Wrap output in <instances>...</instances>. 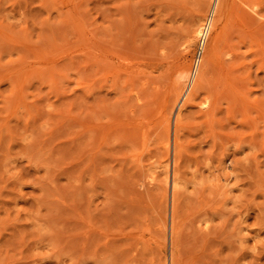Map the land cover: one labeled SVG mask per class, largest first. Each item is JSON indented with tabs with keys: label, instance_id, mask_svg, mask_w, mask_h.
Returning a JSON list of instances; mask_svg holds the SVG:
<instances>
[{
	"label": "rangeland",
	"instance_id": "1",
	"mask_svg": "<svg viewBox=\"0 0 264 264\" xmlns=\"http://www.w3.org/2000/svg\"><path fill=\"white\" fill-rule=\"evenodd\" d=\"M231 2L238 93L184 106L212 0H0V264H264V0Z\"/></svg>",
	"mask_w": 264,
	"mask_h": 264
},
{
	"label": "bare ground",
	"instance_id": "2",
	"mask_svg": "<svg viewBox=\"0 0 264 264\" xmlns=\"http://www.w3.org/2000/svg\"><path fill=\"white\" fill-rule=\"evenodd\" d=\"M233 1V0H232ZM244 4L246 3V2H244V1H242ZM248 3H249V1H247ZM232 3V2H231ZM248 3H247V5H248ZM238 5H239V3H237ZM237 4H234V2L230 5L229 4V0H212V4H211V9H210V15H211V17H210V22H209V27L207 28L208 29V34H207V37H206V39H205V41H204V44H203V54H202V56H201V58H200V60H199V62H198V65H197V67H196V69H195V71L194 72H191V74H190V78H189V80H188V84L187 85H189V87L187 86V89H186V91H185V93H184V95H183V97H182V99H181V104H182V102H183V100L185 99V102H184V106H187V105H191L192 103L191 102H193V100H194V98H195V96L197 95V94H199V93H201L200 92V90H202V84H206L205 82H206V80H207V78H206V76H207V74L209 75V73H211L212 71H215V67L216 66H218V72H220L219 73V76H220V78H221V81L219 80V82H222L223 81V83H225L226 84V87L228 86V88H229V86L231 85V84H235L236 82H234V81H231V80H234V78L232 79L231 77H230V75L233 73V71H234V69L232 68L233 66V63H232V65L230 66V65H228V64H226L227 62L228 63H231V62H229V61H231V59L234 57L235 58V54H231V53H233V52H236L233 48H231L232 50V52L229 50V48H228V50H229V52H231L230 54L231 55H234L229 61H227V62H225V64H226V66H225V64L224 63H220V59L222 58L221 56H220V58H219V55L221 54V53H219V51H220V48L224 45V44H226V46H231L230 44V33H232V31H234L233 33H236L235 32V28H238L237 27V25H235V26H233L235 23L237 24V22L236 21H243L244 20V14L246 15V13L245 12H243L240 8H237ZM246 4H245V7L247 6ZM249 6V5H248ZM247 6V7H248ZM240 7V6H239ZM246 7V8H247ZM243 8V7H242ZM250 9V8H249ZM212 12H213V14H214V17L212 18ZM203 15H201L200 16V18L202 17ZM247 16V15H246ZM249 16H250V14H249ZM248 17V16H247ZM251 17H253V16H251ZM245 20H247V18L245 19ZM244 20V22H246ZM247 21H249V20H247ZM224 22V27L221 29V28H219V25H221V23H223ZM249 22H251V21H249ZM248 22V23H249ZM204 25V24H203ZM249 26V25H248ZM199 28V24H197L196 25V28L193 30V32H192V34H191V36H190V38L188 39V44H190L191 46L193 45V43L195 42V40H196V38L198 37L197 36V33H198V28ZM231 27H233L234 29H232L231 31H230V29H231ZM240 27H242V26H240ZM239 27V28H240ZM238 28V29H239ZM248 28H250V27H248ZM202 29H203V26H202V28L200 29V33H201V31H202ZM238 29H236V30H238ZM243 30V29H242ZM242 30H239L238 31V33L237 34H239V32H241ZM246 31V30H245ZM247 32V31H246ZM245 32V33H246ZM255 32V31H254ZM259 32V31H258ZM209 33H211V34H213V36L210 38V40H209V42L207 43V47H206V50L204 51V47L206 46L205 45V43H206V41H207V39H208V36H209ZM232 33V34H233ZM242 33H243V31H242ZM241 33V35L243 36V38L245 39V36H247V35H245L244 33L242 34ZM256 33V32H255ZM199 34V33H198ZM256 34H259V33H256ZM251 35V34H250ZM249 34H248V36H250ZM260 35V34H259ZM199 36H200V34H199ZM233 37H235V35L234 36H232V39H233ZM238 37H240V36H238ZM237 38V37H236ZM241 38V37H240ZM248 38V37H247ZM246 38V40H249V38L247 39ZM255 38V37H254ZM258 38V41H260V39H259V36L257 37ZM232 39H231V41H232ZM241 40V39H240ZM240 40H237V41H239L240 42ZM255 40V39H254ZM257 40V39H256ZM255 40V41H256ZM247 42V41H246ZM249 42V41H248ZM254 42V41H253ZM230 43V44H229ZM260 43V42H259ZM235 44V43H234ZM241 44H242V42H241ZM246 45V44H245ZM233 46V45H232ZM240 46H242V45H240ZM239 46V47H240ZM247 46H248V44H247ZM261 46H262V44H261ZM235 47V46H234ZM250 47V46H249ZM251 47H253V46H251ZM256 47V46H255ZM234 50V51H233ZM250 50H251V48H250ZM101 51H102V49H101ZM100 51V52H101ZM247 51H249V50H247ZM258 51V50H257ZM92 52V51H91ZM244 52H246V51H244ZM249 53H251V52H249ZM249 53H247V54H249ZM236 54H238V53H236ZM243 54V53H242ZM246 54V53H245ZM101 55V54H100ZM91 56V55H90ZM239 56H241V55H239ZM246 56V55H245ZM248 56V55H247ZM250 56V55H249ZM257 56V55H256ZM203 58V59H202ZM238 58V55H237V57H236V59ZM243 58V57H242ZM241 58V59H242ZM255 58V57H254ZM253 58V59H254ZM90 59L92 60V58L90 57ZM94 59H96V57L94 56ZM244 59V58H243ZM261 59V58H260ZM262 59H264V58H262ZM100 60V59H99ZM239 60V59H238ZM247 60V59H246ZM250 60V59H249ZM94 61V60H93ZM102 61V60H101ZM100 61V62H101ZM221 61H222V59H221ZM252 61H254V60H252ZM100 62H97V60H96V64H98V63H100ZM224 62V61H223ZM233 62H234V60H233ZM248 62V61H247ZM247 62H245V63H247ZM262 62H264V61H262ZM94 63V62H93ZM103 63V62H102ZM256 63V62H255ZM95 64V65H96ZM157 65V64H156ZM235 65V64H234ZM242 65H243V63H242ZM160 66V64L158 63V69L160 68L159 67ZM236 66V65H235ZM181 67V66H180ZM251 67V66H250ZM258 67V66H257ZM150 68V67H149ZM236 68H238V67H236ZM176 69H178V68H176ZM185 68H183V70H179L181 73L180 74H178V76H176L177 78V80L174 82V88L172 87L173 85H171L170 87H172L174 90V96H173V98H174V100L173 101H176L177 99H178V97L180 96L179 94H181L180 93V91H182V89H181V87H182V85H183V83L185 82V80H187V76L189 75L188 73H187V70H184ZM214 69V70H213ZM249 69V68H248ZM242 70V69H241ZM159 71V70H158ZM157 71V72H158ZM154 72V71H153ZM209 72V73H208ZM151 73V72H150ZM155 73V72H154ZM243 75V74H242ZM242 75H240V76H242ZM149 76H150V74H149ZM218 76V77H219ZM243 77V76H242ZM206 78V79H205ZM219 78V79H220ZM231 78V79H230ZM244 78H245V76H244ZM230 79V80H229ZM204 80H205V82H204ZM212 80V79H211ZM217 80V79H216ZM235 80H236V78H235ZM246 81V80H245ZM233 82V83H232ZM148 83V82H147ZM247 83V82H246ZM209 84V83H208ZM207 84V85H208ZM224 84V85H225ZM236 85V84H235ZM190 86L192 87V88H190ZM232 86V85H231ZM205 87V86H204ZM225 87V88H226ZM233 88L231 89L230 88V91L232 90V93H233V95H237V89H238V85L237 86H232ZM171 88V89H172ZM190 88V89H189ZM227 88V89H228ZM225 90V89H224ZM229 90V89H228ZM227 91V90H226ZM188 92H189V94H188ZM210 92V91H209ZM229 92V91H228ZM244 92V91H243ZM171 93H173V92H171ZM212 94V93H211ZM219 93H217L214 97H215V99H218V98H220V94L218 95ZM232 95V94H231ZM232 95V96H233ZM186 97V98H185ZM209 97V96H208ZM233 98H234V96H233ZM247 98V97H246ZM214 99V100H215ZM231 101H232V99H231ZM248 101V100H247ZM212 102V101H211ZM233 102V101H232ZM249 102V101H248ZM247 102V103H248ZM255 102V101H254ZM261 102V101H260ZM191 103V104H190ZM236 103V102H235ZM246 103V102H245ZM262 103V102H261ZM214 104V103H213ZM239 104V103H238ZM235 105V104H234ZM181 107V106H180ZM179 107V108H180ZM262 107V106H261ZM167 108V107H166ZM262 108H264V107H262ZM178 110H180V109H178ZM262 110H264V109H262ZM261 110V111H262ZM245 112H246V110H245ZM179 117V116H178ZM230 117V116H229ZM167 119V118H166ZM166 119H164L165 121H169V118H168V120H166ZM177 120V119H176ZM159 121V120H158ZM180 121L181 120H179L178 119V121H177V128H178V131H179V127H180ZM174 122H176V121H174ZM163 123H165V122H163ZM167 123H169V122H167ZM166 123V124H167ZM161 126V125H160ZM167 127H168V125H167ZM166 127V129H168ZM163 128V127H162ZM160 129V128H159ZM162 133H163V131H162ZM166 135H167V133H166V131L164 132ZM171 137V136H170ZM177 141V140H176ZM168 142L169 141H167V144H168ZM168 148V147H167ZM179 145H178V143L177 142H175V144H174V158H173V161H174V167L172 168V174H171V177L169 178V175L170 174H168V168H167V165H165V182H163L164 183V185H166L167 184V182L168 181H171L170 183H171V185H172V187H171V189H172V197H173V202L175 203L176 201H175V198H176V190L178 189V185L181 183L180 182V180H179V178H180V176H179V173L177 172V170H176V168H177V159H178V157H179ZM167 164H168V162H167ZM157 168V167H156ZM229 177V176H228ZM154 179V178H153ZM170 179V180H169ZM221 179V178H220ZM227 180L228 178L225 176V178H224V180ZM167 186V185H166ZM166 186H164V187H166ZM181 186V185H180ZM164 190H165V188H164ZM166 192V191H165ZM179 193V192H178ZM177 204V203H176ZM175 204V205H176ZM175 205H173V207H172V212H171V216H170V218H171V220H170V241L173 243V241H174V238H175V236H176V234H177V229H178V226H177V224L175 223V216H176V213H177V205L175 206ZM171 259H172V261H171V264H175L176 262H174L175 261V259H176V255H175V253H171ZM177 264V263H176Z\"/></svg>",
	"mask_w": 264,
	"mask_h": 264
},
{
	"label": "built area",
	"instance_id": "3",
	"mask_svg": "<svg viewBox=\"0 0 264 264\" xmlns=\"http://www.w3.org/2000/svg\"><path fill=\"white\" fill-rule=\"evenodd\" d=\"M210 16L207 18V20L205 21L204 25H203V29L200 33V36H199V40H198V44H197V47H196V50H195V54H194V57H193V63H192V68H191V72H194L197 65H198V62L203 54V44H204V41L207 37V34H208V27H209V22H210Z\"/></svg>",
	"mask_w": 264,
	"mask_h": 264
}]
</instances>
